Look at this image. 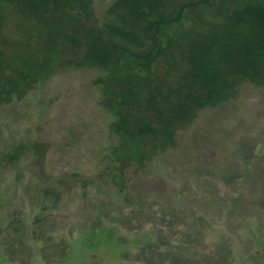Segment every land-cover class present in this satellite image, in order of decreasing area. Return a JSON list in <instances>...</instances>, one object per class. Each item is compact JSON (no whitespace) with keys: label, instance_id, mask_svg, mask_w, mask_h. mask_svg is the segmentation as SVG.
<instances>
[{"label":"trees","instance_id":"1","mask_svg":"<svg viewBox=\"0 0 264 264\" xmlns=\"http://www.w3.org/2000/svg\"><path fill=\"white\" fill-rule=\"evenodd\" d=\"M92 4L0 0V106L24 99L56 73L100 71L95 84L112 118L110 153L92 178L49 175L47 146L37 140L19 142L0 163L30 160L33 191L54 209L79 183L85 192L115 193L132 207L130 228L141 232L129 264H233L231 241L203 253L201 234L180 225L183 212L140 197L134 180L176 147L178 132L201 111L233 99L245 84L264 90V0H115L101 21ZM100 221V233L119 241ZM71 237L49 228L46 217L27 224L13 209L0 217V258L55 264L67 258Z\"/></svg>","mask_w":264,"mask_h":264},{"label":"rangeland","instance_id":"2","mask_svg":"<svg viewBox=\"0 0 264 264\" xmlns=\"http://www.w3.org/2000/svg\"><path fill=\"white\" fill-rule=\"evenodd\" d=\"M114 2L93 0L98 20ZM99 75L94 69L62 71L24 99L1 105L0 162L19 142L37 140L47 146L49 175L97 174L100 159L114 145L112 118L102 109L95 84ZM30 163H0V217L15 209L27 224L46 217L56 233L70 237L72 232L67 258L55 264H129L126 258L135 259V233L141 232L130 228L132 207L112 191L85 192L79 183L76 192L51 208L33 191L36 177ZM134 181L140 197L159 199L167 209L183 212L180 225L189 224L201 234L203 253L225 239L233 246V264H264V90L245 84L233 99L201 111L190 127L178 132L176 147ZM189 192L190 202L185 199ZM100 219L116 230L119 241L100 233ZM0 264L23 263L0 258ZM32 264L47 263L39 259Z\"/></svg>","mask_w":264,"mask_h":264}]
</instances>
